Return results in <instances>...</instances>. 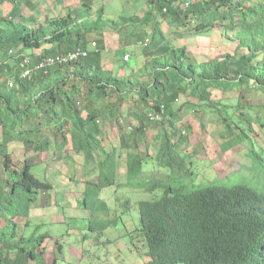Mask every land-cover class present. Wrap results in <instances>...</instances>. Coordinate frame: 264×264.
<instances>
[{"label": "trees", "instance_id": "trees-1", "mask_svg": "<svg viewBox=\"0 0 264 264\" xmlns=\"http://www.w3.org/2000/svg\"><path fill=\"white\" fill-rule=\"evenodd\" d=\"M29 1L0 0V264H40L38 259L47 252L46 235L33 233L26 238L19 232L29 227L31 211L44 207L46 199L40 201V192H48L51 185L31 172L38 165L16 157L14 147L18 145L27 157L51 151L62 154L71 175L78 170L84 173L85 165L96 171L94 178L85 175L73 180L72 176L56 179L53 172L43 170L52 180L73 186L71 195L89 208V222L94 224L98 211L109 210L99 196L116 184L119 171L117 146L108 145L105 138L109 131L118 135V146L125 151L127 182L117 185L131 186L130 180L149 159L142 147L150 123L161 128L154 136L156 155L150 160L157 170L177 171L142 186L148 192H162L137 207L136 232L148 263L264 264V138L260 142L253 129L257 124L264 137V106L248 101V92L264 96V0H145L142 17L122 15L119 21L105 16L109 4L100 5L94 18L89 17L93 3L107 0H79L84 17L71 12L55 15L35 1V8L40 5L45 10L44 20L38 23L24 18ZM110 25L115 28L113 35L122 36L120 29L126 26L132 35L122 36L125 44L119 39L113 60L108 58L111 50L104 36ZM218 25L231 31L228 40L237 41L238 50L246 53H226L197 64L185 47L174 44ZM129 38L138 43L148 40L138 56L140 66L115 73L107 66L130 62L129 57L123 60ZM76 49L86 52V57L35 69L47 58ZM24 58L30 64L21 67ZM24 69L32 71L28 78H22ZM212 91L235 92L236 101L213 100ZM185 95L193 102L175 109ZM162 106L161 121H150L147 115L158 113ZM208 113L219 117L222 153L239 147L242 163L238 164L245 167L250 158L255 170L240 168L222 179L193 183L200 175L194 168L201 166L200 156L192 154L191 139L181 136L177 128L186 129L181 121L189 114ZM76 153L83 161L68 156ZM41 162L48 167L46 160ZM75 179L84 184L80 199Z\"/></svg>", "mask_w": 264, "mask_h": 264}, {"label": "rangeland", "instance_id": "rangeland-1", "mask_svg": "<svg viewBox=\"0 0 264 264\" xmlns=\"http://www.w3.org/2000/svg\"><path fill=\"white\" fill-rule=\"evenodd\" d=\"M35 1L41 3L44 9L48 7L49 12L55 15H65L66 12H71L73 14L80 13L84 17L85 14V11H79V0H62V2H58L57 0H31L29 1L31 5L29 3L26 5L29 8L24 9V18H35L37 23L44 20L45 10L40 5H37L39 7L35 8L36 5H33ZM98 2L95 3L94 11ZM108 4L111 7L110 11L106 9L107 15L115 16L116 21H119V17L124 15L123 13L130 15L129 13L137 11V13L142 15L145 11L144 9H146L144 6L145 0H114ZM29 12L33 13L31 14ZM88 15L90 18H94V12H90ZM120 30L121 35L127 33L128 36H132L130 34L131 27L126 26ZM164 30L166 33L170 32L166 25H164ZM107 32L114 33V26L110 25ZM231 34V31L218 25L212 31L200 35H186L183 39H176L174 44L176 47H185L190 57L197 64L207 62L214 58H220L226 53H238L239 55L246 53L244 49L238 50L237 41L228 40L227 36H231ZM107 38L109 42L108 48L111 50L108 56H112L119 49V39L124 44L126 43V40L122 36L119 37L111 34ZM129 39L130 42L132 41L130 44L134 47L132 50L127 47L129 44L125 45L127 47L126 51L130 52L131 55L130 62L124 65L121 62L117 63V66L114 64L109 65V68L115 67V73L119 70V65L123 66L122 70L124 72L127 71V67L137 68L140 66V58L136 56L141 53L142 45H139L132 38ZM120 61L122 60L120 59ZM133 76L138 77L137 74ZM139 76L140 78L145 77L141 74ZM211 95L213 100L229 101L232 104L235 103L237 97V93L235 92L222 94L218 91H212ZM248 101L251 105L256 106L262 104L264 106V96L255 92H248ZM186 102H193V100L188 95L181 96L175 103V109L181 105L186 106ZM262 117L264 119V110ZM184 121L186 129L183 130L182 127L177 129L181 132V136L184 134L191 139L192 143H189V150H192V154L200 156L198 159L200 160L201 166L199 168L194 167L200 175L193 178L194 184H206L214 179H222L241 170L247 171L245 170L247 168L250 171L256 169V166L250 158L248 159L247 166L241 167V164H238L242 163L239 147L222 153L223 151L219 148L220 138L218 137L221 124L216 114L208 113L202 115V117L189 114L181 123ZM200 127L202 129L199 131ZM253 129L255 130L254 135L260 136L258 140L262 142L264 137L262 136L263 133L259 131L258 125H254ZM146 131L148 132H146L145 146L142 149L147 150L149 159L143 163L141 173L130 180L131 186L119 187L117 185L118 183L126 184L127 182L125 151L120 150L118 146V135H111L109 131V134L105 138L108 145L117 146L115 148L119 154V171L116 174V184L103 189L101 196H99V199L101 197L106 202L109 210L98 211L94 215L96 218L94 224H90L89 222V208L86 207L84 209L77 202V196L71 195L70 191H72L73 186L69 183L63 184L61 183L62 181L52 180L50 174L43 175V170L47 168V171L53 172V178L57 179L63 176L68 178L72 176L73 180L75 177L79 180L85 177V175H89V178H94L96 171L88 167L89 165H85L84 168L86 171L84 173H82V170H78L74 175H71L61 160L63 157L62 154L51 151L47 153H32L27 157L26 154H22L18 145L14 147L16 148V157L21 160L26 158L31 164L38 165V168H35L31 172L41 182L45 181L51 185V189L48 192H40V201H45L46 199L44 207L33 209L30 213L29 227L19 232L21 236L23 235L26 238L30 237L33 233H35V237L39 235H46L48 237L47 252L43 257L38 259L40 264H149V258L146 257L143 241L136 232L138 224V203L140 201L159 198L162 194L160 190L148 192L143 187L146 183H152L156 178H164V174L168 175L171 171L176 172L177 169H156L151 160L156 155V149L154 147L156 139L154 136L160 133L161 128L154 123H150ZM68 156L76 158L77 163L83 161L82 156L77 153ZM41 160H46L48 167ZM209 162L213 163L212 167L208 166ZM49 166H51L50 169ZM185 167L186 169L191 168L189 161L185 162ZM88 171L89 173H87ZM189 179L191 180V177ZM78 180L75 179L78 183L79 188H76H78L77 193L80 199L84 191V184H81ZM47 197L51 198L47 200ZM87 203L89 204V199H87ZM92 228L95 230L92 231ZM2 240L5 241L6 237L3 236ZM56 242L62 247L61 251H58ZM33 264H36V262Z\"/></svg>", "mask_w": 264, "mask_h": 264}, {"label": "built area", "instance_id": "built-area-1", "mask_svg": "<svg viewBox=\"0 0 264 264\" xmlns=\"http://www.w3.org/2000/svg\"><path fill=\"white\" fill-rule=\"evenodd\" d=\"M86 55H87L86 52H84L80 49H76L74 51H70L69 53L64 54L63 56H58V57H56V59L47 58V59L43 60V62L40 63L38 66H36L35 69L43 68L45 66H51V65H54L56 63L65 64V63L78 62L79 60L85 58ZM125 59H126V57H125ZM28 64H29V59L24 58V60L21 64V67H25ZM30 73H32V71H30L29 69H26L22 73V78L29 77ZM148 117L151 121H160V119H161L159 114H149Z\"/></svg>", "mask_w": 264, "mask_h": 264}, {"label": "crops", "instance_id": "crops-1", "mask_svg": "<svg viewBox=\"0 0 264 264\" xmlns=\"http://www.w3.org/2000/svg\"><path fill=\"white\" fill-rule=\"evenodd\" d=\"M111 0H107V1H104V2H98V5H97V7H96V9L100 6V5H107L109 2H110ZM96 3V2H95ZM95 3H93V8H92V11L91 12H94L95 13V11L93 10L94 9V6H95ZM145 6V8H146V5H144ZM78 8H79V6H78ZM95 9V10H96ZM145 10V9H144ZM79 11H83V10H80L79 9ZM131 12V11H130ZM67 14V12L65 13V15ZM130 15H126V13L124 14V16H137V17H142V15L140 14V13H137V11H135L134 13H129ZM143 14V13H142ZM105 16H107V17H110L111 18V20H115V16H110V15H107V13H105ZM113 35V33H108L107 32V30L105 31V34H104V36H109V35ZM114 36H116L115 34H114ZM122 36H124V35H122ZM105 41H108V39H106ZM138 42V41H137ZM130 43H132V41L130 42ZM129 43V46H127V47H129V48H131L132 50L134 49V47L131 45ZM126 47V46H125ZM126 47V48H127ZM118 50V49H117ZM115 53V52H114ZM126 53L127 54H129L130 55V52H128V51H126ZM140 55V53L139 54H137V56L136 57H138ZM131 56V55H130ZM108 58H110V60H113L114 59V56H108ZM131 58V57H130ZM109 65H113V64H109ZM109 65L107 66L108 68H109ZM115 66H117V63H115L114 64ZM119 67H120V65H119ZM109 69H111V70H113L114 72H115V67L114 68H109ZM119 74H123V70L122 69H119L118 71H117Z\"/></svg>", "mask_w": 264, "mask_h": 264}, {"label": "clouds", "instance_id": "clouds-1", "mask_svg": "<svg viewBox=\"0 0 264 264\" xmlns=\"http://www.w3.org/2000/svg\"><path fill=\"white\" fill-rule=\"evenodd\" d=\"M143 13H144V12H143ZM79 14H80V13H79ZM142 16H143V14H142ZM147 41H148V40H145L143 43H138V42H137V43H138L139 45H142V47H143V45H144L145 43H147ZM127 56L130 58V55L126 53L125 57H127ZM126 59H127V58H126ZM126 59L123 58V60H126ZM11 83H13V81H12ZM149 114H159V115H160V118H161V115L164 114V107L162 106V107L160 108V110H159L158 113H149ZM149 114H148V115H149ZM148 115H147V116H148ZM148 118H149V117H148ZM149 120H150V119H149ZM150 121H151V120H150ZM160 121H161V119H160ZM157 122H159V121H157Z\"/></svg>", "mask_w": 264, "mask_h": 264}, {"label": "bare ground", "instance_id": "bare-ground-1", "mask_svg": "<svg viewBox=\"0 0 264 264\" xmlns=\"http://www.w3.org/2000/svg\"><path fill=\"white\" fill-rule=\"evenodd\" d=\"M139 41H140V40H139ZM141 42H142V41H140V43H141ZM136 46H137V45H136ZM141 48H142V47H141ZM9 53H10V52H9ZM11 57H12V56H11ZM50 58H51V57H50ZM42 60H43V59H42ZM29 64H30V63H29ZM66 64H67V63H66ZM66 64H65V65H66ZM55 65H56V64H55ZM45 68H47V67H45ZM24 70H25V69H24ZM24 70H23V71H24ZM23 71H22V72H23ZM27 78H28V77H27Z\"/></svg>", "mask_w": 264, "mask_h": 264}]
</instances>
